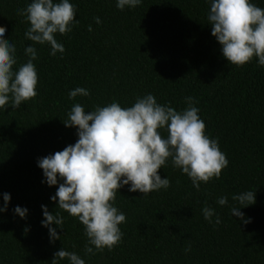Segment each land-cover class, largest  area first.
Returning a JSON list of instances; mask_svg holds the SVG:
<instances>
[{"label": "trees", "instance_id": "16d2710c", "mask_svg": "<svg viewBox=\"0 0 264 264\" xmlns=\"http://www.w3.org/2000/svg\"><path fill=\"white\" fill-rule=\"evenodd\" d=\"M30 2L0 0V27L16 46L18 65L28 59L24 47L32 42L24 35L30 25L17 9ZM71 2L79 23L55 36L64 53L51 56L47 44L35 45L37 96L19 109H0V206L3 193L11 196L8 210L0 213V264H51L62 247L85 264H264V67L256 57L237 66L222 56L207 24L206 0H142L124 10L116 0ZM251 2L264 8V0ZM77 87L90 95L69 99ZM147 93L178 111L187 107L185 97L195 98L205 135L218 140L228 166L196 190L169 158L158 169L171 182L167 190L119 189L115 206L126 216L119 225L122 240L111 250L86 255L84 226L50 200L58 185L41 182L37 159L78 139L76 129L63 123L73 104L90 111L116 101L126 108ZM244 191L255 192V203L240 209L250 223L229 210L235 204L231 197ZM220 196H227L229 204L218 205ZM41 205L64 217L54 243L41 226ZM205 205L220 216L219 225L204 219ZM16 206L28 209L26 218L13 214ZM189 244L191 251L185 252Z\"/></svg>", "mask_w": 264, "mask_h": 264}, {"label": "clouds", "instance_id": "9594fccd", "mask_svg": "<svg viewBox=\"0 0 264 264\" xmlns=\"http://www.w3.org/2000/svg\"><path fill=\"white\" fill-rule=\"evenodd\" d=\"M141 3L142 0H116V7L124 10ZM206 3L210 4L207 24L211 25V35L221 46L222 56L237 66L256 57L258 65L264 67V8L251 0H206ZM76 11L71 0H31L27 7L17 9V14L25 17L30 25L24 35L32 42L24 47L28 59L19 65L16 46L6 38L7 29L0 27V109L8 106L19 109L25 101L37 96L35 45L47 44L51 56L64 53L63 44L55 36L70 33L79 23L74 19ZM93 19L96 24L101 23L99 17ZM88 31H93L91 25ZM78 95L89 96L90 92L77 87L68 93L69 99ZM184 99L187 107L180 111L168 103H158L151 93L136 97L132 106L126 108L113 101L86 111L82 104L75 103L63 123L65 127L76 129V142L37 159V166L43 172L41 182L49 187L58 185L50 200L84 226L86 255H95L94 249L111 250L122 240L119 225L126 221V216L115 206L119 189L128 186L129 192L142 194L167 190L171 182L167 177L162 179L158 169L169 158L173 167L190 178L196 190L202 182L218 179L222 169L228 166L218 140L205 135V123L198 115L200 109L195 106L198 101L191 96ZM163 132L167 135L163 136ZM2 197L0 213L8 210L11 200L9 193H3ZM231 199L235 202L229 207L231 215L250 223L251 218H245L240 209L255 203V192H240ZM216 203L228 205L229 198L220 196ZM41 209V226L47 228L49 242L54 243L60 240L57 228L63 229L64 217L59 212H49L46 205H41ZM201 211L209 223L222 222L211 206L205 205ZM13 214L24 219L28 209L16 206ZM53 224L56 227H52ZM189 251L190 244L185 248V252ZM53 257L51 264L64 259L69 264H85L76 252L63 247Z\"/></svg>", "mask_w": 264, "mask_h": 264}]
</instances>
